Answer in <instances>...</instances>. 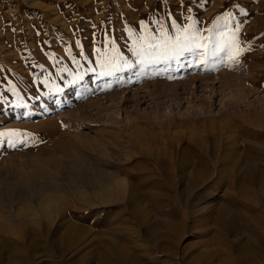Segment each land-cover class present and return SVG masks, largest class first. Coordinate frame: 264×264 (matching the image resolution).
<instances>
[{
  "label": "rangeland",
  "instance_id": "374dc122",
  "mask_svg": "<svg viewBox=\"0 0 264 264\" xmlns=\"http://www.w3.org/2000/svg\"><path fill=\"white\" fill-rule=\"evenodd\" d=\"M0 133V264H264V0H0Z\"/></svg>",
  "mask_w": 264,
  "mask_h": 264
},
{
  "label": "bare ground",
  "instance_id": "6f19581e",
  "mask_svg": "<svg viewBox=\"0 0 264 264\" xmlns=\"http://www.w3.org/2000/svg\"><path fill=\"white\" fill-rule=\"evenodd\" d=\"M188 160L187 159H183L180 163V167L182 168V172H181V175L178 177H180L181 179H194L195 178V175H193V173L189 172L187 169H188ZM166 177H167V180H169L171 177H172V173L171 172H167L166 174ZM119 183H122L125 185L126 181L124 180H121V182ZM111 184V183H110ZM57 185V184H56ZM55 185V186H56ZM60 185V184H59ZM59 187V186H58ZM105 187V186H104ZM55 187H53L54 189ZM116 188V187H115ZM126 188L125 187H121L120 190H124ZM45 190V189H44ZM113 190L112 194H109V191ZM102 191H105L107 192L108 195H104L103 197H101V201L103 204H109L110 201L113 202V201H117L118 199L123 198V193H119L117 192L118 190H115L114 187L112 188L111 185H109L107 183L106 187L102 189ZM41 192V191H40ZM132 192V191H131ZM126 193V192H125ZM121 194V195H119ZM132 194L134 195V192H132ZM27 196V195H26ZM126 196V195H125ZM29 197V196H28ZM100 199V198H99ZM30 200L32 201V203L28 204L26 203V205H22L21 207H19L18 209V214H23L24 211L26 212L27 208L29 210H31L30 212V215H31V218L29 220H22L19 222L20 225H22V227H24L25 229L27 228V226H29L28 224L30 223V221H32L33 223L37 224V225H40V226H44V221L45 220H49L51 222H54V221H57V220H63L65 218V212L63 211V208L65 207V204L64 203H59V201L61 200H57L56 201H51L49 202V200H46V201H38V202H35L33 201V198L31 197ZM35 200V199H34ZM37 201V200H36ZM101 203V204H102ZM116 203V202H115ZM69 207V206H68ZM67 207V208H68ZM66 209V208H65ZM72 211V210H71ZM28 212V211H27ZM26 212V213H27ZM68 212V211H67ZM73 213V212H72ZM71 215V214H70ZM76 217L75 214H73V216L71 215V219L73 217ZM69 221L70 223V232L69 234H72V238L73 240L71 241V247H73V245H75L74 242H77L78 240H81L82 239V236L86 233L85 232V228H83L82 226H79L77 225L73 220ZM76 220V218H74ZM50 222V223H51ZM97 223H99L97 221ZM31 224V223H30ZM230 224L231 223H227L225 222L224 220H219L217 222V227L219 228V230H222V229H228L230 227ZM165 225L167 227V230L168 232H172V230L176 229V227L173 226L172 222H171V219L167 220L165 222ZM27 232H29V230L27 229ZM85 232V233H84ZM224 234V233H223ZM204 242V241H202ZM210 241L206 239V241L202 244V245H205V246H208L210 243ZM74 243V244H72ZM215 243L220 247V248H226V243H222L221 240H216ZM70 247V245H69ZM100 249H102V253L103 255L100 256V258L98 259V264H115L113 261H117V264H133L132 261L130 260V258L125 255V260L124 262H120L119 261V256L116 255V254H113L112 252H109L107 248H105L104 244L101 243L100 245ZM212 249V248H211ZM206 250V249H204ZM203 251V250H202ZM209 253V252H208ZM246 253V252H245ZM214 254V253H213ZM206 255V254H205ZM210 255V254H208ZM252 255V254H251ZM202 256V255H200ZM181 257V256H180ZM204 257V256H202ZM201 258V257H200ZM199 258V259H200ZM211 258H210V262H211ZM203 262V261H202ZM206 264V263H205Z\"/></svg>",
  "mask_w": 264,
  "mask_h": 264
},
{
  "label": "snow or ice",
  "instance_id": "6c2138e0",
  "mask_svg": "<svg viewBox=\"0 0 264 264\" xmlns=\"http://www.w3.org/2000/svg\"><path fill=\"white\" fill-rule=\"evenodd\" d=\"M0 135H12V133H0Z\"/></svg>",
  "mask_w": 264,
  "mask_h": 264
}]
</instances>
